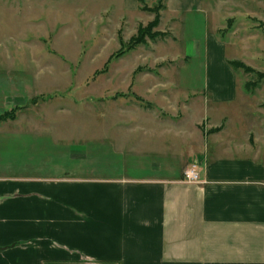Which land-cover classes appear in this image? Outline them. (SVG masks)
<instances>
[{"label":"rangeland","instance_id":"rangeland-1","mask_svg":"<svg viewBox=\"0 0 264 264\" xmlns=\"http://www.w3.org/2000/svg\"><path fill=\"white\" fill-rule=\"evenodd\" d=\"M120 6L121 0H0V116L12 114L27 127L31 119L43 121L21 138L0 140V155L21 164L30 159L34 174L49 152L65 161L66 151L85 148L86 165L100 160L102 175L120 168L119 175L144 180L170 179L197 164L212 134L264 151V0H203L201 12L175 24L159 10L153 38L136 44L131 40L157 13ZM211 33L226 45L239 90L235 102L219 106L208 91L220 66L207 51ZM73 164L36 174L95 175ZM112 165L119 168L111 172Z\"/></svg>","mask_w":264,"mask_h":264},{"label":"crops","instance_id":"crops-1","mask_svg":"<svg viewBox=\"0 0 264 264\" xmlns=\"http://www.w3.org/2000/svg\"><path fill=\"white\" fill-rule=\"evenodd\" d=\"M140 1L121 0L120 11L139 12ZM202 3L167 0L163 12L175 24L201 12ZM211 34L207 51L220 66L211 71L208 91L219 106L235 102L239 90L225 63L226 45ZM198 50L196 44L189 56ZM19 121L1 122L0 140L21 138L43 122L31 119L27 127ZM219 135H211L195 161L200 183L186 182L184 172L138 179L119 175L117 166V175H102L100 160L86 165L85 148L66 151L65 161L49 152L34 174L30 159L21 164L13 154L0 155V264H264V151ZM69 161L72 169L95 175H37L63 170Z\"/></svg>","mask_w":264,"mask_h":264},{"label":"trees","instance_id":"trees-1","mask_svg":"<svg viewBox=\"0 0 264 264\" xmlns=\"http://www.w3.org/2000/svg\"><path fill=\"white\" fill-rule=\"evenodd\" d=\"M166 2L167 0H157V2L153 5L154 7L150 8L148 5V3H146L144 0H141L140 1V5H143V7H141L142 10H145V11H155L157 14H156V18L155 20H153L152 22L149 23V25L147 27H143L139 30V35H138V38L135 39L133 38L131 40V43H138V42H143V40L145 39V37H147L151 30L156 28V26H158L159 24V19H160V15L158 13L159 10H164L166 8ZM155 8V9H153ZM157 35V33L154 34V36ZM158 35H161V34H158ZM151 38H153V34H150ZM229 64L235 68V67H242L243 64L242 63H238V62H229ZM140 101L144 102L143 99H139ZM145 103V102H144ZM147 107H151V104H146ZM7 119H15V116L12 115V114H5L3 116H0V123L3 122V121H6Z\"/></svg>","mask_w":264,"mask_h":264},{"label":"built area","instance_id":"built-area-1","mask_svg":"<svg viewBox=\"0 0 264 264\" xmlns=\"http://www.w3.org/2000/svg\"><path fill=\"white\" fill-rule=\"evenodd\" d=\"M184 180L188 183H200L199 173L197 170V164H192L184 172Z\"/></svg>","mask_w":264,"mask_h":264}]
</instances>
